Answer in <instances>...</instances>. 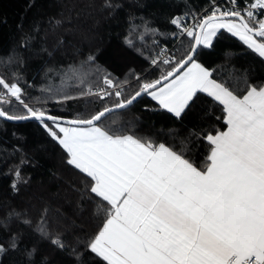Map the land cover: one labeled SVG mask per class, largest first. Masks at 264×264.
Listing matches in <instances>:
<instances>
[{"label": "trees", "instance_id": "obj_1", "mask_svg": "<svg viewBox=\"0 0 264 264\" xmlns=\"http://www.w3.org/2000/svg\"><path fill=\"white\" fill-rule=\"evenodd\" d=\"M214 1L0 0V78L17 82L25 102L49 114L64 119L95 114L112 107L116 97L101 100L82 91L101 87L108 76L126 98L140 81L159 78L168 66H150L158 45H175L179 58L189 43L173 35L170 20L199 13ZM195 58L238 95L249 84H264V59L224 30ZM80 79L84 83L78 85ZM64 94L77 98L63 100ZM7 98L12 102L5 110L24 114L22 105ZM217 117H223L222 106L204 93L180 118L143 95L104 117L101 126L183 149L202 167L209 151L204 135L226 128ZM89 180L67 164L63 148L38 121L0 119V264H103L86 251L106 218V202L90 193ZM54 237L63 248L50 242Z\"/></svg>", "mask_w": 264, "mask_h": 264}, {"label": "snow or ice", "instance_id": "obj_2", "mask_svg": "<svg viewBox=\"0 0 264 264\" xmlns=\"http://www.w3.org/2000/svg\"><path fill=\"white\" fill-rule=\"evenodd\" d=\"M228 3L193 14L190 24L187 17L172 18L173 35L188 39L187 51L177 58L162 50L151 63L167 69L153 80L137 76L139 87L130 96L125 98L108 76L103 83L113 91L91 86L82 91L81 96L101 100L116 97L112 107L89 116L64 120L34 108L17 82L0 78V117L38 121L63 148L67 164L90 178V193L106 202V218L86 245L103 264H264V84H249L238 95L195 58L223 29L264 59V0H249L245 7L237 0ZM127 43L133 46L130 39ZM198 93L222 106L223 117L217 119L226 125L204 135L209 151L202 167L183 149L101 126L108 113L142 95L180 118ZM6 96L22 105L24 114L5 110L12 102ZM75 98L63 95V100ZM50 242L64 247L58 237Z\"/></svg>", "mask_w": 264, "mask_h": 264}, {"label": "built area", "instance_id": "obj_3", "mask_svg": "<svg viewBox=\"0 0 264 264\" xmlns=\"http://www.w3.org/2000/svg\"><path fill=\"white\" fill-rule=\"evenodd\" d=\"M249 2V0H237V3L240 7H245L247 5V3ZM214 3L216 6H220L221 8H225V7H230L231 5L228 3V0H217V1H214L212 3H210L207 7H205L202 11H200L199 13H196L195 15L197 16H201V15H205L207 14L205 12V10H208V12L211 11L212 7L214 6ZM261 12H264V10H261ZM192 15L193 14H184V15H176L174 16L173 18L177 17V16H184V17H187V23H191L192 22ZM172 25V24H171ZM172 27L174 28L175 32L177 31L175 29V26L172 25ZM178 38H182L183 36H177ZM186 38V37H184ZM162 50H166V53L168 55H175V45L171 44V45H168V44H159L158 45V50L156 52V55L154 56V58H156L157 56H159V54L161 53ZM153 58V59H154ZM162 58V57H161ZM162 64V63H161ZM160 65V64H159ZM150 66L151 68H154V66L152 65V63H150ZM120 88H122L121 86H118ZM98 89H106L107 91L111 92L113 91V89H108L106 88V86L103 84L101 87H97V88H94L93 91H96ZM87 97H97L99 98L98 96H95V95H87ZM5 99H8L7 97H5Z\"/></svg>", "mask_w": 264, "mask_h": 264}, {"label": "water", "instance_id": "obj_4", "mask_svg": "<svg viewBox=\"0 0 264 264\" xmlns=\"http://www.w3.org/2000/svg\"><path fill=\"white\" fill-rule=\"evenodd\" d=\"M142 96H143V95H142ZM142 96H141V97H142ZM141 97H138L135 101H133V103H135V102H136L139 98H141ZM133 103H132V104H133ZM132 104H131V105H132ZM131 105H128L127 107L122 108V109H114V110H113L112 112H110V113L124 110V109L130 107ZM110 113H108L107 115H109ZM107 115H106V116H107ZM0 119H1V120H4V121H6V122H9V123H15V124H17V123H23V122H28V121H36V120H34V119L20 120V121H16V120H7V119H5V118H3V117H0ZM63 119H64V118H63ZM64 120H68V119H64Z\"/></svg>", "mask_w": 264, "mask_h": 264}, {"label": "crops", "instance_id": "obj_5", "mask_svg": "<svg viewBox=\"0 0 264 264\" xmlns=\"http://www.w3.org/2000/svg\"><path fill=\"white\" fill-rule=\"evenodd\" d=\"M221 30H223V29H221ZM224 31H226V30H224ZM227 32V31H226ZM230 34V33H229ZM235 37V36H234ZM237 39H239L238 37H236ZM242 42V41H241ZM243 43V42H242ZM257 54V53H256ZM258 55V54H257ZM204 94H206V93H204ZM207 95V94H206ZM151 98V97H150ZM154 101V100H153ZM155 102V101H154ZM225 130H226V128H225Z\"/></svg>", "mask_w": 264, "mask_h": 264}, {"label": "rangeland", "instance_id": "obj_6", "mask_svg": "<svg viewBox=\"0 0 264 264\" xmlns=\"http://www.w3.org/2000/svg\"><path fill=\"white\" fill-rule=\"evenodd\" d=\"M103 84H104V83L102 82V85H103ZM102 85H101V86H102Z\"/></svg>", "mask_w": 264, "mask_h": 264}]
</instances>
